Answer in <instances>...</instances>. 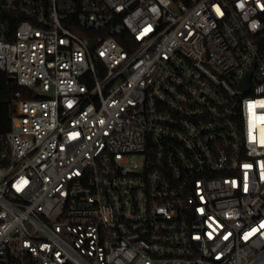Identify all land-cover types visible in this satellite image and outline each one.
<instances>
[{
    "label": "built area",
    "instance_id": "built-area-1",
    "mask_svg": "<svg viewBox=\"0 0 264 264\" xmlns=\"http://www.w3.org/2000/svg\"><path fill=\"white\" fill-rule=\"evenodd\" d=\"M0 264H264V0H0Z\"/></svg>",
    "mask_w": 264,
    "mask_h": 264
},
{
    "label": "trees",
    "instance_id": "trees-1",
    "mask_svg": "<svg viewBox=\"0 0 264 264\" xmlns=\"http://www.w3.org/2000/svg\"><path fill=\"white\" fill-rule=\"evenodd\" d=\"M118 41L123 45V42L121 40L118 39ZM8 98H9L8 93L1 96V100H3V101L8 99Z\"/></svg>",
    "mask_w": 264,
    "mask_h": 264
},
{
    "label": "water",
    "instance_id": "water-1",
    "mask_svg": "<svg viewBox=\"0 0 264 264\" xmlns=\"http://www.w3.org/2000/svg\"><path fill=\"white\" fill-rule=\"evenodd\" d=\"M93 44H94V41H90V42H89L90 47L93 46ZM248 77H249V76H246V80H245V82H244V83H245L244 86H246V84H247Z\"/></svg>",
    "mask_w": 264,
    "mask_h": 264
}]
</instances>
